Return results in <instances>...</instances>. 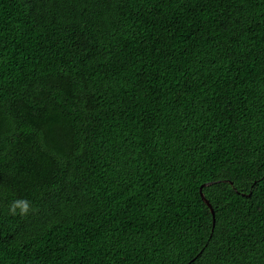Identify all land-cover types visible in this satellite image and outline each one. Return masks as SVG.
<instances>
[{"label":"trees","instance_id":"16d2710c","mask_svg":"<svg viewBox=\"0 0 264 264\" xmlns=\"http://www.w3.org/2000/svg\"><path fill=\"white\" fill-rule=\"evenodd\" d=\"M0 264H264V0H0Z\"/></svg>","mask_w":264,"mask_h":264},{"label":"clouds","instance_id":"9594fccd","mask_svg":"<svg viewBox=\"0 0 264 264\" xmlns=\"http://www.w3.org/2000/svg\"><path fill=\"white\" fill-rule=\"evenodd\" d=\"M19 208L20 211H21V214H24L28 211V205L25 204V203H22V202H17L13 208H12V211L15 212V210Z\"/></svg>","mask_w":264,"mask_h":264},{"label":"water","instance_id":"95a60500","mask_svg":"<svg viewBox=\"0 0 264 264\" xmlns=\"http://www.w3.org/2000/svg\"><path fill=\"white\" fill-rule=\"evenodd\" d=\"M202 197H204L203 195H202ZM205 202L207 203V205L212 209V207H211V205H210V203L207 201V200H205ZM212 212H213V210H212Z\"/></svg>","mask_w":264,"mask_h":264}]
</instances>
